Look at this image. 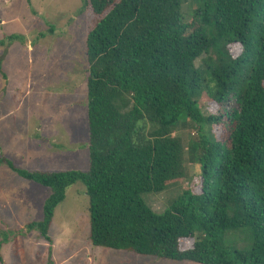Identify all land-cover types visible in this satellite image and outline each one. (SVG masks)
Masks as SVG:
<instances>
[{"label":"trees","instance_id":"1","mask_svg":"<svg viewBox=\"0 0 264 264\" xmlns=\"http://www.w3.org/2000/svg\"><path fill=\"white\" fill-rule=\"evenodd\" d=\"M81 1L96 19L86 35L89 167L24 170L2 155L0 165L49 191L41 219L25 230L51 243L54 210L81 183L92 246L191 264H264V0H189L188 21L184 0ZM203 95L215 114L203 115ZM189 128L196 138L176 134ZM194 164L195 187L154 212L144 196L189 178ZM240 230L249 246H227L225 234ZM8 236L0 231V252Z\"/></svg>","mask_w":264,"mask_h":264},{"label":"rangeland","instance_id":"2","mask_svg":"<svg viewBox=\"0 0 264 264\" xmlns=\"http://www.w3.org/2000/svg\"><path fill=\"white\" fill-rule=\"evenodd\" d=\"M182 14L190 19L189 0ZM95 21L81 0H0V42L5 40L0 44V158L24 170L88 169L86 35ZM10 35L21 38L6 40ZM201 104L204 116L216 113L209 97L203 95ZM210 131L221 138V128ZM176 134L183 139L198 135L194 128ZM200 173L199 165H190L189 178L144 196L145 202L163 212L184 189L195 187ZM48 194L0 165V231L9 235L0 264H191L92 246L89 200L81 183L67 188L54 210L48 243L38 232L25 230L41 219ZM224 241L234 249L250 244L246 230L228 232Z\"/></svg>","mask_w":264,"mask_h":264}]
</instances>
